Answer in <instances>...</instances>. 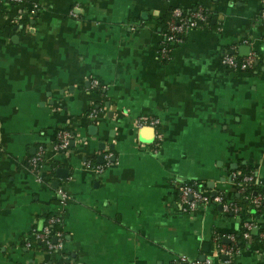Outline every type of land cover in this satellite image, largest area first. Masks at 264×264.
Here are the masks:
<instances>
[{
    "label": "crops",
    "instance_id": "0c3cea01",
    "mask_svg": "<svg viewBox=\"0 0 264 264\" xmlns=\"http://www.w3.org/2000/svg\"><path fill=\"white\" fill-rule=\"evenodd\" d=\"M198 5L207 25L161 57L162 20ZM261 10L264 0H21L0 10V264H264V209L186 213L178 193L194 183L238 202L232 175L243 169L264 188ZM225 52L253 53L254 65L229 71ZM150 117L156 150V130L137 126ZM61 128L74 135L66 154L51 150ZM41 147L47 183L29 162ZM54 181L69 195L60 209ZM58 209L63 245L47 253L32 231ZM244 221L240 252L215 256L216 239H237Z\"/></svg>",
    "mask_w": 264,
    "mask_h": 264
},
{
    "label": "built area",
    "instance_id": "2783aa9c",
    "mask_svg": "<svg viewBox=\"0 0 264 264\" xmlns=\"http://www.w3.org/2000/svg\"><path fill=\"white\" fill-rule=\"evenodd\" d=\"M21 0H0V10L1 5L5 7H12L18 5ZM37 6H31L30 9H25L29 13L36 11ZM259 20L264 24V10H261L258 15ZM208 22V11L205 7L198 5L193 8L183 9L180 7H174L170 10L168 19L165 22L164 31L162 33V40L159 47V52L161 57L167 58L172 46L176 43L182 41L183 36L191 29L202 28L207 25ZM255 62V54L250 53L244 58H238L233 53L225 52L220 57L221 65L228 69L229 71H245L251 69ZM92 86H97V82L94 81ZM95 111H91L89 117H93ZM158 124L159 121L156 118H139L137 120V126H149L153 127L155 131V150L159 146V137H158ZM73 133L68 128H61L56 132L55 142L51 148L54 153L57 154H66L69 150L71 141L73 140ZM156 142V143H155ZM45 149L39 148L37 153L30 159L31 170L34 174V179L38 183H47L46 179L53 171V168L48 167L47 159L45 157ZM96 172L101 171L99 167L95 169ZM233 179L239 177L241 180L237 182L236 186L241 193L245 190V185L251 182H255L254 176L252 173H240L238 175L233 174ZM178 193L180 201L183 205V211L189 213L200 204H209V203H219L224 212H230L235 216H239L241 212L247 210L249 207H244L238 204L236 201L227 200L224 192H219L211 198L208 193H205L199 189L194 183H185L181 184L178 187ZM56 194L58 197L59 209L65 205L66 201L69 199V195L63 188H57ZM245 199L247 197L244 196ZM250 207L258 208L261 203L264 201V192L254 194L253 196L248 197ZM50 214L46 219L45 223L41 226L40 229H33L32 238L37 242L47 253L60 252L63 245V233L60 230H52L53 228H60L62 215L60 210ZM52 228V229H51ZM251 224L244 221L242 223L243 231L240 233V237L230 235L229 244H219L216 239L214 245V254L223 255L227 258V261H230L234 258L236 254L240 252V249L237 248L236 244L239 238L248 239L249 231ZM180 261H186L184 258H180ZM211 262L210 258L204 259L202 262L199 261H189L188 264H209ZM39 264H52L50 260H45Z\"/></svg>",
    "mask_w": 264,
    "mask_h": 264
},
{
    "label": "trees",
    "instance_id": "16d2710c",
    "mask_svg": "<svg viewBox=\"0 0 264 264\" xmlns=\"http://www.w3.org/2000/svg\"><path fill=\"white\" fill-rule=\"evenodd\" d=\"M7 8H9V7H5V5L3 6V5H1V9H7ZM169 14L170 13H168V16L165 18V19H163L162 20V24H163V29H164V26H165V22H166V20L168 19V17H169ZM241 59V58H240ZM254 65V64H253ZM50 166L52 167L53 165L52 164H50ZM50 167V168H51ZM244 173H248V170L247 169H243L242 170ZM49 177H47L46 179H48ZM237 179H239V178H237ZM241 180V179H240ZM47 181H49V180H47ZM245 190H244V192L243 193H241L239 196H238V204L239 205H241V206H244V207H246V206H250V204H249V200H248V197H250V196H253L254 194H258V193H263L264 192V188L263 187H261L259 184H254L253 182H251V183H248V184H246L245 185ZM244 196L245 197H247V199H245L244 198ZM260 208H261V210L262 209H264V201L261 203V205L259 206ZM258 207V208H259ZM251 209H252V207H251ZM250 209V210H251ZM254 209H256V208H253V210ZM45 223V219H43V223H42V225ZM52 229V228H51ZM52 230H60V228H53ZM243 245H244V241H243V239L242 238H239L238 239V241H237V244H236V246H237V248H242L243 247ZM40 246V245H39Z\"/></svg>",
    "mask_w": 264,
    "mask_h": 264
},
{
    "label": "water",
    "instance_id": "95a60500",
    "mask_svg": "<svg viewBox=\"0 0 264 264\" xmlns=\"http://www.w3.org/2000/svg\"><path fill=\"white\" fill-rule=\"evenodd\" d=\"M142 131H144V130H148V131H150V132H152V138H153V136H154V129H153V127H149V126H145V127H142V129H141ZM56 173L57 174H59L60 173V175L62 174V173H64V170H59V169H57L56 170ZM59 186V183H58V181H54L53 183H52V187L53 188H57ZM208 187H211V185H209L208 184ZM215 194V191H213L212 193H211V195L213 196ZM225 242H228L227 240H224ZM225 258V257H224ZM204 259V257H202L200 260H203Z\"/></svg>",
    "mask_w": 264,
    "mask_h": 264
}]
</instances>
